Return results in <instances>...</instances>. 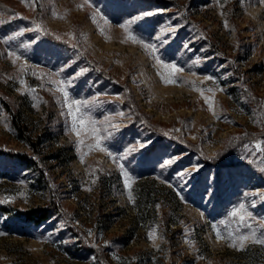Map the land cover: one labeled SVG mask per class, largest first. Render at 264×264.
Instances as JSON below:
<instances>
[{"label":"rangeland","instance_id":"374dc122","mask_svg":"<svg viewBox=\"0 0 264 264\" xmlns=\"http://www.w3.org/2000/svg\"><path fill=\"white\" fill-rule=\"evenodd\" d=\"M187 5L0 0V205L61 204L23 232L0 217V264H264V0ZM230 140L250 168L200 174Z\"/></svg>","mask_w":264,"mask_h":264},{"label":"trees","instance_id":"16d2710c","mask_svg":"<svg viewBox=\"0 0 264 264\" xmlns=\"http://www.w3.org/2000/svg\"><path fill=\"white\" fill-rule=\"evenodd\" d=\"M190 1V0H189ZM189 1H182V0H163L165 4H169L173 6L174 8L181 10L184 9L183 14L190 13L189 12V5L187 3ZM182 17L185 20L190 19L191 21L192 17L191 15H182ZM215 46V44L213 43ZM104 76H107L104 74ZM249 102L253 107H257L256 101L249 97ZM5 108L6 112L9 113L10 115V125L18 138L23 140L25 143H27L31 149L36 153L38 150V143L35 141H32L29 136L27 135V127L21 123L19 120V116L17 115L16 112L12 111V108L8 103H5ZM134 114V121L138 122V126L145 128L143 124L147 121H149L148 114L143 112V111H137V113L133 112ZM142 118L144 121H142ZM144 122V123H143ZM151 123V122H150ZM148 128V127H147ZM150 129V128H149ZM148 131V129H147ZM159 138H162L159 136ZM233 140V139H232ZM228 141L221 149L217 150L213 155L209 156L204 153L199 154L201 156V160L203 163V169L200 172V174L206 173L207 170H210L211 168H215L217 171L221 170H231L235 171L239 167H244V168H250L249 162H246L244 160L237 161L239 157H241L242 153V144L238 143L236 141ZM183 142L177 141L173 138H170L168 140V143L166 144H173L176 145L173 150H183ZM179 144V145H178ZM186 148H188L189 153L193 152L195 149V144L187 142L184 145ZM10 157L18 159L20 163H22L25 167H35L36 166V161L33 159L27 158L25 155L22 154H15L11 155ZM56 192L51 190V200L46 206L38 207L32 210H24V211H16L15 213H12L11 209L7 206L0 205V217H6L5 223L7 221H12L14 223H18V227H16L14 230L16 232H23L26 226L28 225H35L37 226L39 223L46 221L47 219L51 218L54 214H58L61 212V204L60 202L56 199ZM28 224V225H27ZM102 264H109L107 262V259L103 257L101 259Z\"/></svg>","mask_w":264,"mask_h":264},{"label":"snow or ice","instance_id":"6c2138e0","mask_svg":"<svg viewBox=\"0 0 264 264\" xmlns=\"http://www.w3.org/2000/svg\"><path fill=\"white\" fill-rule=\"evenodd\" d=\"M145 15H150V13H145ZM129 39H132L133 42H135V37H134V36H129ZM17 59H19V57H17ZM166 67H167V65H166ZM179 70H180V69L176 68L174 65L171 66V71H172L173 73L178 72ZM162 79H165V77L162 76ZM165 82H166V83H175L174 80H167V79H165ZM58 90L61 91V92H63V95H64L65 97H67V95H68L67 92L63 91L62 88H58ZM79 103H80L79 101H72V104H79ZM69 107H71V105H70ZM210 108H211V105H210ZM79 110H80L79 107H77L76 111L78 112ZM80 123H81V125L83 124V119H82V118H81ZM114 127H115V125H114ZM93 133H95V129H94V128H93ZM76 134L79 135V132H77ZM95 147H96L97 149L101 150V151H104V149H103V148L101 147V145H100V142H99V139H98V138H97V143H96ZM257 147H259V145H257ZM240 210L243 211V206H242V205L240 206ZM231 215L235 217V216L239 215V213H238L237 211H233V212L231 213ZM244 219H245V217H244L243 215H240V220H241V221H244ZM217 236H218V238H220V237H219V233L217 234ZM149 238L152 239V238H154V236H153L152 234H150V237H149ZM248 239H249L248 236H241V237H240V247H241V248H243V243H244V241H246V240H248ZM255 242H259V243L264 244V240H257V241H255ZM232 246H233V247H236V244L233 243Z\"/></svg>","mask_w":264,"mask_h":264}]
</instances>
